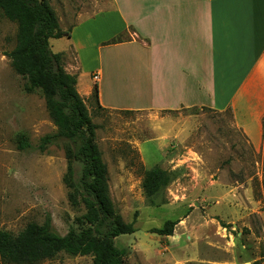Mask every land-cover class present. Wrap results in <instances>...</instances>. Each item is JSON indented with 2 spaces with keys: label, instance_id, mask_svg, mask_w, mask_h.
I'll return each mask as SVG.
<instances>
[{
  "label": "rangeland",
  "instance_id": "374dc122",
  "mask_svg": "<svg viewBox=\"0 0 264 264\" xmlns=\"http://www.w3.org/2000/svg\"><path fill=\"white\" fill-rule=\"evenodd\" d=\"M61 32L77 30L84 65H91L94 42L112 17V0H45ZM16 25L0 12V232L16 235L49 216L60 236L89 227L79 191L80 165L69 158L70 143L54 137L38 89L15 74L6 53L16 45ZM52 53L66 39H50ZM76 89L93 86L86 76ZM93 84V85H92ZM92 87V89H93ZM95 126L94 142L107 169L114 212L135 233L114 240L126 249L124 264H264L262 154H256L235 128L229 112L181 108L165 112H123L97 108L82 98ZM27 139L21 151L17 139ZM159 167L170 183L148 199L143 172ZM166 221L178 222L172 236L151 233ZM1 264V263H0ZM38 264H93L92 256L60 255Z\"/></svg>",
  "mask_w": 264,
  "mask_h": 264
},
{
  "label": "crops",
  "instance_id": "0c3cea01",
  "mask_svg": "<svg viewBox=\"0 0 264 264\" xmlns=\"http://www.w3.org/2000/svg\"><path fill=\"white\" fill-rule=\"evenodd\" d=\"M112 3L103 17L114 23L92 41L91 65L82 61L80 25L63 37L67 49L54 53L76 76L77 91L82 79L99 73L95 85L104 110L229 112L253 151L262 154L264 194V0ZM92 87L84 85L80 96L88 99Z\"/></svg>",
  "mask_w": 264,
  "mask_h": 264
},
{
  "label": "trees",
  "instance_id": "16d2710c",
  "mask_svg": "<svg viewBox=\"0 0 264 264\" xmlns=\"http://www.w3.org/2000/svg\"><path fill=\"white\" fill-rule=\"evenodd\" d=\"M0 12L17 28L16 45L5 54L11 68L27 81L29 90L41 91L49 118L57 128V134L44 138L39 149L57 139L70 143L67 155L80 165L79 191L86 210L83 219L89 225L60 236L53 230L48 216L43 225L29 224L16 235L1 231L0 263L38 264L67 255L92 256L93 264H124L128 251L118 248L114 240L135 233L134 224L124 223L114 212L108 194L107 169L94 142L95 126L76 91L77 78L65 72L62 55L52 53L49 47L50 39L69 37L70 31H59L58 21L45 0H0ZM90 97L97 108L104 110L98 103L96 85ZM17 147L21 151L29 149L27 139L19 136ZM170 181L166 171L153 167L143 172L142 190L151 199ZM177 223L166 221L151 233L170 237Z\"/></svg>",
  "mask_w": 264,
  "mask_h": 264
},
{
  "label": "built area",
  "instance_id": "2783aa9c",
  "mask_svg": "<svg viewBox=\"0 0 264 264\" xmlns=\"http://www.w3.org/2000/svg\"><path fill=\"white\" fill-rule=\"evenodd\" d=\"M99 78H100L99 73H94V74L91 75V81L94 84H97L99 82Z\"/></svg>",
  "mask_w": 264,
  "mask_h": 264
}]
</instances>
